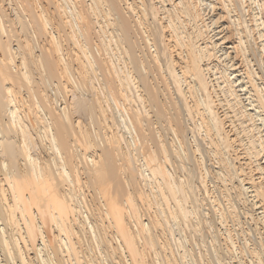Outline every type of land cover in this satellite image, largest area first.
<instances>
[{"label":"bare ground","instance_id":"bare-ground-1","mask_svg":"<svg viewBox=\"0 0 264 264\" xmlns=\"http://www.w3.org/2000/svg\"><path fill=\"white\" fill-rule=\"evenodd\" d=\"M0 264H264V0H0Z\"/></svg>","mask_w":264,"mask_h":264}]
</instances>
